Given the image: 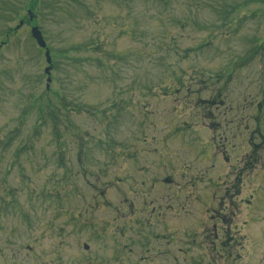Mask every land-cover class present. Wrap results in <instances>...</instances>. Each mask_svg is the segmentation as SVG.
Returning <instances> with one entry per match:
<instances>
[{"label": "rangeland", "instance_id": "374dc122", "mask_svg": "<svg viewBox=\"0 0 264 264\" xmlns=\"http://www.w3.org/2000/svg\"><path fill=\"white\" fill-rule=\"evenodd\" d=\"M0 264H264V0H0Z\"/></svg>", "mask_w": 264, "mask_h": 264}, {"label": "water", "instance_id": "95a60500", "mask_svg": "<svg viewBox=\"0 0 264 264\" xmlns=\"http://www.w3.org/2000/svg\"><path fill=\"white\" fill-rule=\"evenodd\" d=\"M31 32H32L33 37L36 39L38 45L42 48H46V42L43 38V35H42L40 29L37 26H35L32 28ZM46 60L48 63L51 62L50 51L48 49L46 50ZM45 72L49 73L50 67L46 68ZM50 80L51 79L49 78L48 81L50 82Z\"/></svg>", "mask_w": 264, "mask_h": 264}, {"label": "flooded vegetation", "instance_id": "af4514ba", "mask_svg": "<svg viewBox=\"0 0 264 264\" xmlns=\"http://www.w3.org/2000/svg\"><path fill=\"white\" fill-rule=\"evenodd\" d=\"M215 220L216 219H214V217H211V219L209 220L211 225L210 226H206V227L212 228V230H214L217 233V235H215V237L217 239H221L223 242H226L228 239L232 238V236H229V235L226 236V231H224L222 229V225L221 224H219V223L218 224L217 223L214 224ZM217 220H219L221 222L223 221V220H220V219H217ZM220 229H222L221 230L222 235L220 234L221 233ZM206 237H208V236H206ZM85 248L88 249V246L86 245Z\"/></svg>", "mask_w": 264, "mask_h": 264}]
</instances>
